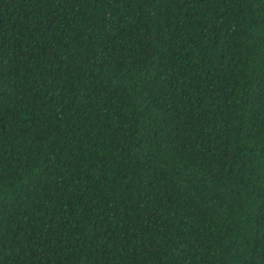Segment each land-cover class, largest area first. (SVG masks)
I'll return each mask as SVG.
<instances>
[{"label":"trees","instance_id":"16d2710c","mask_svg":"<svg viewBox=\"0 0 264 264\" xmlns=\"http://www.w3.org/2000/svg\"><path fill=\"white\" fill-rule=\"evenodd\" d=\"M0 264H264V0H0Z\"/></svg>","mask_w":264,"mask_h":264}]
</instances>
